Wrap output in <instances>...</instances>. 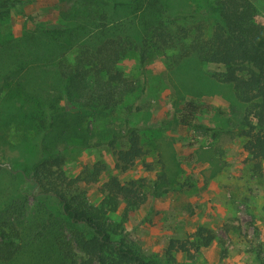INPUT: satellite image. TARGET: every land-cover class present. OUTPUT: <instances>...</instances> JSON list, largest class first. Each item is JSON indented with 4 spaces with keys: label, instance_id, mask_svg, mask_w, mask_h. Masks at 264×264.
<instances>
[{
    "label": "trees",
    "instance_id": "obj_1",
    "mask_svg": "<svg viewBox=\"0 0 264 264\" xmlns=\"http://www.w3.org/2000/svg\"><path fill=\"white\" fill-rule=\"evenodd\" d=\"M24 2L0 0V17ZM199 2L197 12H177L165 19L156 16L160 0H147L143 6L116 2V8H143L148 28L142 40L134 39L130 26L101 12L92 25L83 22L88 17L84 13L76 24L66 22L52 31L26 33L0 45V58L9 62L3 80L15 77L16 90L24 95L21 101L3 102L8 113L0 114V133L4 137L5 130L15 127L22 150L32 157L15 174L0 163V173L5 171L19 181L16 194L0 196V264H14L22 256L33 264H172L173 253L192 261L218 239L215 231L200 226L187 238L170 242L166 261L147 257L127 242L123 224L151 198L161 197L165 177L155 181L154 191L149 192L144 179L123 182L112 176L101 185L102 199L95 204L83 187L98 183L107 174V166L98 162L70 178L62 169L65 159L58 150L63 144L87 148L103 144L90 142L85 131L90 117L115 112L138 91L137 83L119 67L129 53H138L144 70L153 51L178 49L181 60L195 56L223 68L214 77L232 85L245 105L236 126L254 171L263 172L264 25L257 21L258 8L252 0ZM127 110L131 113L132 107ZM200 113V104L188 100L179 111L178 124L217 138L222 129L200 123ZM121 138L127 146L114 150L115 168L124 173L147 150L138 128L128 122L123 136L113 138L109 147L116 149ZM24 195L38 206L28 208L27 199L20 200ZM120 212L123 221L118 223L113 216ZM259 255V264H264V249Z\"/></svg>",
    "mask_w": 264,
    "mask_h": 264
},
{
    "label": "rangeland",
    "instance_id": "obj_2",
    "mask_svg": "<svg viewBox=\"0 0 264 264\" xmlns=\"http://www.w3.org/2000/svg\"><path fill=\"white\" fill-rule=\"evenodd\" d=\"M23 1L18 10H10L0 17V45L5 40L21 39L26 33L52 31L66 22L76 24L84 13L88 17L83 22L91 25L99 13H107L112 21L130 26L131 35L137 40H142L147 33L143 8L114 6L116 2H139L143 6L147 0ZM252 1L258 8L257 21L264 25V0ZM160 3L156 16L164 19L177 12L194 13L200 7L199 0H160ZM177 23L186 25L184 21ZM179 54L178 49L155 50L143 70L138 53H129L119 67L137 83L138 91L129 95L115 112L90 117L92 122L85 133L92 143L102 141L101 146L63 144L58 147L65 159L62 169L74 178L85 167L98 162L107 166V174L98 183L83 187L95 204L102 199L101 185L112 176L123 182L144 179L149 192L154 191L155 181L165 177L161 197L151 198L123 224L122 234L127 242L147 257L166 261L172 240H183L198 227L205 226L215 231L218 239L192 261L180 252L173 253L175 263L172 264H259V252L264 249V161L263 172L258 174L244 150V138L236 123L241 121L245 105L238 100L232 85L214 77L223 71L221 66L203 63L195 56L181 60ZM8 65L6 59L0 58V72L3 71L0 114L3 117L8 113L7 106L2 108L3 102L11 98L21 101L24 96L16 90L15 77L3 80ZM188 100L200 104V123L222 129L217 138L178 124L179 111ZM129 106L131 113L127 110ZM127 122L138 128L147 154L123 173L115 168L114 150L125 149L127 141L121 138L116 149L108 143L123 136ZM18 131L14 127L5 130L4 137L0 133V163L14 174L32 160L22 150ZM18 183L5 171L1 172L0 196L16 194ZM25 199L28 208L38 206L32 198L25 195L20 198ZM113 219L121 223L122 212ZM14 264L33 263L31 258L22 256Z\"/></svg>",
    "mask_w": 264,
    "mask_h": 264
}]
</instances>
